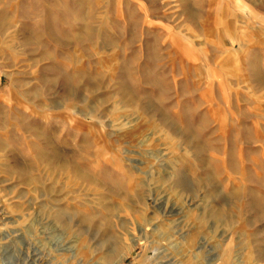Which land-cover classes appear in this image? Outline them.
Returning a JSON list of instances; mask_svg holds the SVG:
<instances>
[{
    "label": "rangeland",
    "instance_id": "374dc122",
    "mask_svg": "<svg viewBox=\"0 0 264 264\" xmlns=\"http://www.w3.org/2000/svg\"><path fill=\"white\" fill-rule=\"evenodd\" d=\"M0 264H264V0H0Z\"/></svg>",
    "mask_w": 264,
    "mask_h": 264
},
{
    "label": "bare ground",
    "instance_id": "6f19581e",
    "mask_svg": "<svg viewBox=\"0 0 264 264\" xmlns=\"http://www.w3.org/2000/svg\"><path fill=\"white\" fill-rule=\"evenodd\" d=\"M198 149H199V148H198ZM199 151H200V149H199ZM199 151H198V152H199ZM46 155H47V154H46ZM55 159H56V158H55ZM79 175H80V174H79ZM141 240H142V238H138L137 240H135V242H138V241H141ZM135 242H134V243H135Z\"/></svg>",
    "mask_w": 264,
    "mask_h": 264
},
{
    "label": "water",
    "instance_id": "95a60500",
    "mask_svg": "<svg viewBox=\"0 0 264 264\" xmlns=\"http://www.w3.org/2000/svg\"><path fill=\"white\" fill-rule=\"evenodd\" d=\"M66 250H68V249H66V248L59 249V251H66Z\"/></svg>",
    "mask_w": 264,
    "mask_h": 264
}]
</instances>
